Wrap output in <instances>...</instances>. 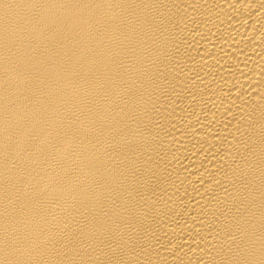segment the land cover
<instances>
[{"label":"bare ground","instance_id":"1","mask_svg":"<svg viewBox=\"0 0 264 264\" xmlns=\"http://www.w3.org/2000/svg\"><path fill=\"white\" fill-rule=\"evenodd\" d=\"M0 264H264V0H0Z\"/></svg>","mask_w":264,"mask_h":264}]
</instances>
